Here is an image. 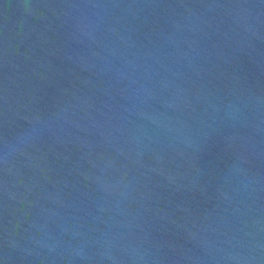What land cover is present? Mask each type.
<instances>
[{
	"label": "water",
	"instance_id": "water-1",
	"mask_svg": "<svg viewBox=\"0 0 264 264\" xmlns=\"http://www.w3.org/2000/svg\"><path fill=\"white\" fill-rule=\"evenodd\" d=\"M0 264H264V0H0Z\"/></svg>",
	"mask_w": 264,
	"mask_h": 264
}]
</instances>
